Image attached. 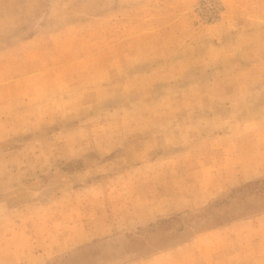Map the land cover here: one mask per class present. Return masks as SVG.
I'll return each mask as SVG.
<instances>
[{
  "label": "rangeland",
  "instance_id": "obj_1",
  "mask_svg": "<svg viewBox=\"0 0 264 264\" xmlns=\"http://www.w3.org/2000/svg\"><path fill=\"white\" fill-rule=\"evenodd\" d=\"M0 264H264V0H0Z\"/></svg>",
  "mask_w": 264,
  "mask_h": 264
}]
</instances>
